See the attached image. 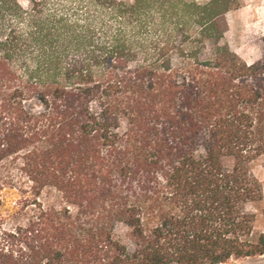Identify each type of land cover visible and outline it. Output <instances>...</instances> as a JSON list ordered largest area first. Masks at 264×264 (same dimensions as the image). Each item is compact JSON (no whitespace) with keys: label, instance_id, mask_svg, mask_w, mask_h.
<instances>
[{"label":"trees","instance_id":"trees-1","mask_svg":"<svg viewBox=\"0 0 264 264\" xmlns=\"http://www.w3.org/2000/svg\"><path fill=\"white\" fill-rule=\"evenodd\" d=\"M26 2L0 0V264L263 257L264 34L252 63L224 43L236 0Z\"/></svg>","mask_w":264,"mask_h":264},{"label":"rangeland","instance_id":"rangeland-1","mask_svg":"<svg viewBox=\"0 0 264 264\" xmlns=\"http://www.w3.org/2000/svg\"><path fill=\"white\" fill-rule=\"evenodd\" d=\"M26 6V0H19ZM203 2L204 0H194ZM225 33L224 43L239 57L248 63L259 58L258 38L264 34V2L263 0H236L233 9L224 18ZM252 171L260 180L264 190V161L253 165ZM3 196L8 207L18 199L16 191H5ZM260 229H264V220L258 223ZM116 237L125 244L128 239L125 230L119 229ZM227 264H264V256L253 259L230 261Z\"/></svg>","mask_w":264,"mask_h":264}]
</instances>
